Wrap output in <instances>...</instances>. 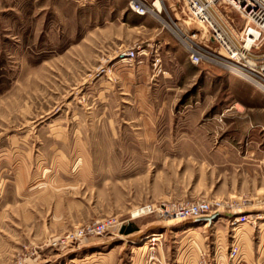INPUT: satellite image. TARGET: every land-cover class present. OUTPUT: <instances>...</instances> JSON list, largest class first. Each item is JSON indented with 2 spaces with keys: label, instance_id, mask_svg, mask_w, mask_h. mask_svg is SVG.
<instances>
[{
  "label": "rangeland",
  "instance_id": "rangeland-1",
  "mask_svg": "<svg viewBox=\"0 0 264 264\" xmlns=\"http://www.w3.org/2000/svg\"><path fill=\"white\" fill-rule=\"evenodd\" d=\"M182 6L0 0V264H264V91L188 61Z\"/></svg>",
  "mask_w": 264,
  "mask_h": 264
},
{
  "label": "built area",
  "instance_id": "built-area-1",
  "mask_svg": "<svg viewBox=\"0 0 264 264\" xmlns=\"http://www.w3.org/2000/svg\"><path fill=\"white\" fill-rule=\"evenodd\" d=\"M129 9L139 17L158 15L162 12V0H127ZM185 24H198L202 30L186 31L179 23L168 26L194 66L212 64L234 72L242 80L264 91V0H181ZM160 4V8L156 6ZM233 11L243 21L241 28L221 11ZM189 23V24H188ZM209 43L216 47L212 48ZM141 51L139 46L122 53L125 60H135ZM212 203L205 200L145 205L136 214H154L165 221L194 220L208 216ZM246 217L234 218V224L246 222ZM235 247V245H234ZM235 256L237 247L231 250ZM233 257V256H232Z\"/></svg>",
  "mask_w": 264,
  "mask_h": 264
},
{
  "label": "bare ground",
  "instance_id": "bare-ground-1",
  "mask_svg": "<svg viewBox=\"0 0 264 264\" xmlns=\"http://www.w3.org/2000/svg\"><path fill=\"white\" fill-rule=\"evenodd\" d=\"M156 6L158 8H160V4L156 3ZM197 29V28H196ZM221 211V208H217L216 206H213L212 205V208L210 210V213L208 214V216H206V218H212V217H215L217 215H220V214H216L217 212H220ZM235 213V212H234ZM214 214V215H213ZM234 215V214H233ZM233 215L231 214L229 217L233 218ZM137 216V215H136ZM176 220V219H174ZM154 241H156V238L154 237Z\"/></svg>",
  "mask_w": 264,
  "mask_h": 264
},
{
  "label": "water",
  "instance_id": "water-1",
  "mask_svg": "<svg viewBox=\"0 0 264 264\" xmlns=\"http://www.w3.org/2000/svg\"><path fill=\"white\" fill-rule=\"evenodd\" d=\"M211 221H212V218H206V217L193 220L194 223H198V222L203 223V222H211Z\"/></svg>",
  "mask_w": 264,
  "mask_h": 264
},
{
  "label": "crops",
  "instance_id": "crops-1",
  "mask_svg": "<svg viewBox=\"0 0 264 264\" xmlns=\"http://www.w3.org/2000/svg\"><path fill=\"white\" fill-rule=\"evenodd\" d=\"M170 34H171V36H173V37L176 39V37H175L172 33H170ZM173 37H172V38H173ZM173 40H174V39H173ZM176 40H177V39H176Z\"/></svg>",
  "mask_w": 264,
  "mask_h": 264
}]
</instances>
